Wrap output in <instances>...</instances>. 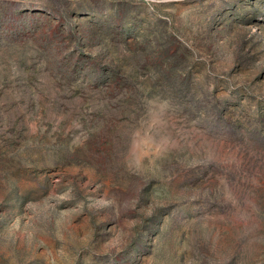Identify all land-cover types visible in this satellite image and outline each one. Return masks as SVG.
<instances>
[{"label":"rangeland","instance_id":"rangeland-1","mask_svg":"<svg viewBox=\"0 0 264 264\" xmlns=\"http://www.w3.org/2000/svg\"><path fill=\"white\" fill-rule=\"evenodd\" d=\"M0 264H264V0H0Z\"/></svg>","mask_w":264,"mask_h":264}]
</instances>
